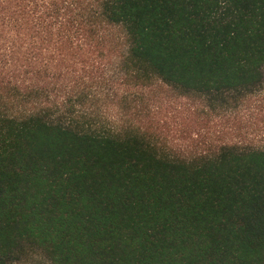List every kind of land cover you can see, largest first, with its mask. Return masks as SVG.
I'll return each instance as SVG.
<instances>
[{
    "label": "trees",
    "instance_id": "obj_1",
    "mask_svg": "<svg viewBox=\"0 0 264 264\" xmlns=\"http://www.w3.org/2000/svg\"><path fill=\"white\" fill-rule=\"evenodd\" d=\"M153 84L223 113L263 90L264 0H0V264H264V145L164 152Z\"/></svg>",
    "mask_w": 264,
    "mask_h": 264
},
{
    "label": "rangeland",
    "instance_id": "obj_2",
    "mask_svg": "<svg viewBox=\"0 0 264 264\" xmlns=\"http://www.w3.org/2000/svg\"><path fill=\"white\" fill-rule=\"evenodd\" d=\"M111 35L123 43L117 30ZM131 94L142 100L141 113L134 119L156 146L170 155L197 157L221 142L264 145V89L227 113L210 110L200 98L182 96L165 84H153L138 92L134 89ZM118 96L115 92L107 96L108 114H117L114 104ZM12 264L52 263L44 252L32 248Z\"/></svg>",
    "mask_w": 264,
    "mask_h": 264
}]
</instances>
